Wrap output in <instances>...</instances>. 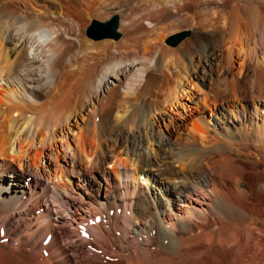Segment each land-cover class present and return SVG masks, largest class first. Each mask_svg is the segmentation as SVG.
<instances>
[{
    "label": "bare ground",
    "instance_id": "6f19581e",
    "mask_svg": "<svg viewBox=\"0 0 264 264\" xmlns=\"http://www.w3.org/2000/svg\"><path fill=\"white\" fill-rule=\"evenodd\" d=\"M229 1L0 0V264H264V8Z\"/></svg>",
    "mask_w": 264,
    "mask_h": 264
},
{
    "label": "rangeland",
    "instance_id": "374dc122",
    "mask_svg": "<svg viewBox=\"0 0 264 264\" xmlns=\"http://www.w3.org/2000/svg\"><path fill=\"white\" fill-rule=\"evenodd\" d=\"M238 2V3H241L242 4V2L244 1H242V0H230L229 1V3H231V4H233V3H235V2ZM260 1V3H261V7L262 8H264V0H259ZM114 15H116V14H114ZM113 14L111 15V16H108V17H105V15H100V16H95V17H93V18H91L90 19V21H88V24H87V27H86V31H87V29H88V27H89V25L93 22V20L94 19H97V20H100V21H107V20H109L110 18H112L113 16H114ZM199 17V16H198ZM144 23H145V25H146V27H148L149 25L148 24H146V22H143V25H144ZM144 25V26H145ZM250 28H251V26H249ZM119 31L122 33V35H121V37L120 38H122L123 36H124V31H122L121 30V22H119ZM94 32L99 36V35H101V31L100 30H94ZM187 32H189V30H186V29H181V30H178V31H176V32H174V33H172L171 35H169L168 36V38H167V44L169 45L170 43H168V39H170V37H172L173 35H176V34H183V37H182V39L177 43V44H175V45H172V44H170V45H172V46H177L181 41H183L185 38H186V36L189 34V33H187ZM253 32V31H252ZM96 34H94V35H96ZM88 35V34H87ZM89 38H92V40H95V41H101V40H104V39H106V38H109V36H104V37H101V38H94V37H92V36H89ZM120 38H116V39H120ZM115 39V38H114ZM207 40H203L202 41V45L200 46V50H203L204 48H201V47H205V44L207 43L206 42ZM261 40H258L257 41V44H259V42H260ZM172 161V163H171V167H172V170H173V172H175V173H173V174H166V173H164V178L166 179V181H167V184L168 185H173L175 182H177L178 181V179H181L180 177H182V173H178L179 172V170H180V166H178L179 165V163H174V161L173 160H171ZM176 162V161H175ZM167 176V177H166ZM169 177V178H168ZM179 177V178H178ZM35 179V178H34ZM149 183V186H151L154 190L155 189H157V190H159V193L157 194V197L159 196V199L161 198V202L163 203V206H166V201L164 200L165 198H166V196L164 195V190H160L159 188H160V185H157V183H154V182H152V181H149L148 182ZM24 185H26L27 187H29V183H28V179L27 180H25V182H24ZM145 195V194H144ZM165 209H166V207H165ZM169 209V206L167 207V210ZM40 211V209L38 208V209H36V212L38 213ZM120 211V210H119ZM89 240H92V239H89ZM89 246V247H88ZM91 247V245H86L85 247H83V249L84 250H86V248H90ZM91 249H93V248H90V250ZM48 252V253H47ZM49 255V251H46V252H44L43 253V256L44 257H47ZM108 259H112L111 257L109 258L108 257Z\"/></svg>",
    "mask_w": 264,
    "mask_h": 264
},
{
    "label": "water",
    "instance_id": "95a60500",
    "mask_svg": "<svg viewBox=\"0 0 264 264\" xmlns=\"http://www.w3.org/2000/svg\"><path fill=\"white\" fill-rule=\"evenodd\" d=\"M88 30L92 35L96 34L94 30H100L102 32L101 35H94L96 37L113 36L115 38H119L122 35V33L119 31L118 15H114L112 18L104 22L94 19L91 25L88 27ZM182 37L183 34H176L169 39V43L176 44L181 40Z\"/></svg>",
    "mask_w": 264,
    "mask_h": 264
}]
</instances>
